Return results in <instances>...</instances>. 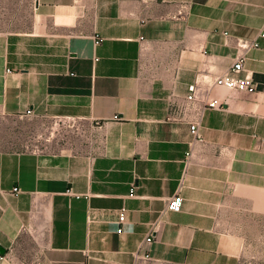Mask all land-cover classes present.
<instances>
[{
    "label": "crops",
    "instance_id": "1",
    "mask_svg": "<svg viewBox=\"0 0 264 264\" xmlns=\"http://www.w3.org/2000/svg\"><path fill=\"white\" fill-rule=\"evenodd\" d=\"M262 31L264 0H0V264H242L264 212ZM239 38L259 43L253 91L214 83ZM19 118L74 146L8 149Z\"/></svg>",
    "mask_w": 264,
    "mask_h": 264
},
{
    "label": "rangeland",
    "instance_id": "2",
    "mask_svg": "<svg viewBox=\"0 0 264 264\" xmlns=\"http://www.w3.org/2000/svg\"><path fill=\"white\" fill-rule=\"evenodd\" d=\"M19 127L16 142L8 143L11 150H59L66 146H74V143H48L47 136L56 127L62 132L69 129L63 122L45 118L13 119ZM247 214L249 225L238 229L243 239L242 264H264V212ZM253 215L254 217H248ZM257 216V217H256Z\"/></svg>",
    "mask_w": 264,
    "mask_h": 264
},
{
    "label": "built area",
    "instance_id": "3",
    "mask_svg": "<svg viewBox=\"0 0 264 264\" xmlns=\"http://www.w3.org/2000/svg\"><path fill=\"white\" fill-rule=\"evenodd\" d=\"M260 36L264 37V31L261 32ZM238 45H239V50L235 54L230 68L227 71L216 76L214 79V83L229 89L253 91L256 89V84L251 79V77L248 74L239 77L238 74L244 70V62L247 58L248 51L250 49L258 47L259 43L257 39L239 38ZM194 97H195V88H193L191 92L187 95L188 99H194ZM208 105L211 107H219L220 103L217 99H213L211 101H208ZM190 130L195 140H202V133L199 130L198 120L192 121L190 123ZM13 190H17V188L14 187ZM181 203H182V198L178 194H175L172 197H170L168 206L173 210H179L181 207ZM124 220H125V213L124 211H121L118 218V222H119L118 231L122 230V223L124 222ZM146 240L148 242H151L153 238L151 235H148Z\"/></svg>",
    "mask_w": 264,
    "mask_h": 264
},
{
    "label": "water",
    "instance_id": "4",
    "mask_svg": "<svg viewBox=\"0 0 264 264\" xmlns=\"http://www.w3.org/2000/svg\"><path fill=\"white\" fill-rule=\"evenodd\" d=\"M0 250H1V248H0Z\"/></svg>",
    "mask_w": 264,
    "mask_h": 264
}]
</instances>
